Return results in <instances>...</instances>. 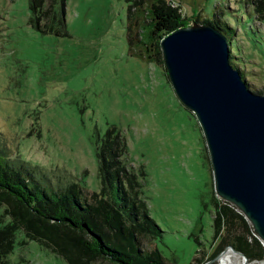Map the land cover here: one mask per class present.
<instances>
[{
    "label": "rangeland",
    "instance_id": "374dc122",
    "mask_svg": "<svg viewBox=\"0 0 264 264\" xmlns=\"http://www.w3.org/2000/svg\"><path fill=\"white\" fill-rule=\"evenodd\" d=\"M170 1L182 25L212 14L232 26L230 60L245 86L260 91L264 0ZM131 7L132 0H62L63 32L52 33L29 26L25 0H0V146L30 164L63 169L94 190V149L103 130L112 129L118 156L135 172L147 214L161 229L152 239L159 254L175 264L194 262L191 256L195 264H223L228 245L210 254L221 229L210 226L211 199L218 196L203 138L173 94L159 54L152 59L126 43ZM4 256L9 264H64L19 230ZM242 256L231 262L263 259Z\"/></svg>",
    "mask_w": 264,
    "mask_h": 264
},
{
    "label": "trees",
    "instance_id": "16d2710c",
    "mask_svg": "<svg viewBox=\"0 0 264 264\" xmlns=\"http://www.w3.org/2000/svg\"><path fill=\"white\" fill-rule=\"evenodd\" d=\"M25 7L29 26L42 32H63L62 0H25ZM126 14L134 23L132 35H125L126 43H136L152 59L159 54L158 37L184 23L170 0H132ZM193 20L208 23L226 42L232 34V26L212 14H195ZM226 54L246 84L230 60L229 46ZM115 133L106 127L95 146L98 185L94 190L82 188L63 169L30 164L0 146V264H9L4 255L16 230L61 257L64 264H175L166 262L152 244L161 229L147 214L135 172L118 156L121 143L117 144ZM211 205V230L220 227L221 233L210 254L226 244L245 258H263L260 244L236 208L219 197L211 199ZM190 259L194 262L186 264H195L197 257Z\"/></svg>",
    "mask_w": 264,
    "mask_h": 264
},
{
    "label": "water",
    "instance_id": "95a60500",
    "mask_svg": "<svg viewBox=\"0 0 264 264\" xmlns=\"http://www.w3.org/2000/svg\"><path fill=\"white\" fill-rule=\"evenodd\" d=\"M226 43L198 21L157 39L171 90L199 127L214 193L236 208L264 250V86H245L227 62Z\"/></svg>",
    "mask_w": 264,
    "mask_h": 264
},
{
    "label": "bare ground",
    "instance_id": "6f19581e",
    "mask_svg": "<svg viewBox=\"0 0 264 264\" xmlns=\"http://www.w3.org/2000/svg\"><path fill=\"white\" fill-rule=\"evenodd\" d=\"M235 256L237 257L239 255H237V253L233 252L232 250H228L227 252H225L221 255L220 259H221L223 264H236L235 262H231V257L233 259V258H235ZM238 263H239V261H238ZM239 264H243V263L240 262ZM261 264H264V257H263V259H261Z\"/></svg>",
    "mask_w": 264,
    "mask_h": 264
}]
</instances>
